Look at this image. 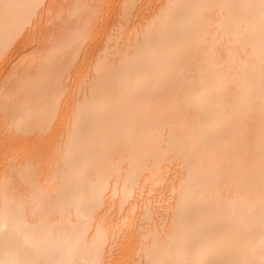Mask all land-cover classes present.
I'll use <instances>...</instances> for the list:
<instances>
[{
  "label": "bare ground",
  "instance_id": "1",
  "mask_svg": "<svg viewBox=\"0 0 264 264\" xmlns=\"http://www.w3.org/2000/svg\"><path fill=\"white\" fill-rule=\"evenodd\" d=\"M0 264H264V0H0Z\"/></svg>",
  "mask_w": 264,
  "mask_h": 264
}]
</instances>
